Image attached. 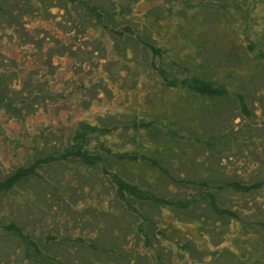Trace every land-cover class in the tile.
Here are the masks:
<instances>
[{
    "label": "trees",
    "instance_id": "16d2710c",
    "mask_svg": "<svg viewBox=\"0 0 264 264\" xmlns=\"http://www.w3.org/2000/svg\"><path fill=\"white\" fill-rule=\"evenodd\" d=\"M0 140V264H264V0H0Z\"/></svg>",
    "mask_w": 264,
    "mask_h": 264
},
{
    "label": "rangeland",
    "instance_id": "374dc122",
    "mask_svg": "<svg viewBox=\"0 0 264 264\" xmlns=\"http://www.w3.org/2000/svg\"><path fill=\"white\" fill-rule=\"evenodd\" d=\"M53 10H55V9H53ZM47 26L52 27L49 24H47ZM30 29H33V28H30ZM182 44H183L182 40H180L178 38H175L176 47H177V45H179L178 51L180 53L184 54L186 51L184 50ZM18 53L20 54L21 52L19 51ZM206 53H207V55H206V59L207 60L221 62V63H225V61H227L226 63H228V65H232V66H233V64L236 61L234 56H231V55L226 56L225 53H220L216 49H210ZM57 60H59V58L58 59H54V62H56ZM63 62L67 63L68 59L64 58ZM48 72H54V70L51 69V70H48ZM54 73H56V72H54ZM58 73L59 74H57V76L60 77V76H63V74L65 72L63 73L62 71H59ZM135 96H136L135 92L130 94V98H129L128 103H130V102L134 103ZM166 102H167V104H171V100H167ZM116 104L117 103H116L115 100H113L111 103H109L108 101H103L102 100V101L97 102V104L93 105L90 108L87 107L86 110H84V111H81V110H78V109H73L69 105L61 106L59 108V111L56 113V115L59 113L58 116L57 117H53V118L50 117V115L48 114L49 112L46 113L45 109H42L41 113L38 114L36 117L28 119V121L26 123V127L28 128V130L27 129L25 130L24 129L25 126L22 125L18 121H11L10 123H8V125L7 124H5V125L7 126L8 130L11 129L13 131V133H9V135L10 136H15V135L20 134V132L33 131V128L35 126H37V124H40L42 122H47V121L49 122V120L51 118L52 120H55V123H56L55 126H62V125L63 126H67L70 130L72 129V132H73L74 129H76L78 127V123H77L78 119H83L84 118V119H87L88 121H92L93 118H94L93 117L94 114L101 113V112H104V111H107V110L109 111V110H112V109H116L117 108V107H115ZM167 104L165 103V105H167ZM174 110L177 111L178 109L175 108ZM170 111H171V108H170ZM227 112L228 113L231 112V109L227 108ZM224 116H227V115H224ZM224 118L225 117L221 118L219 116L206 117L202 122L204 123V125L206 127H218L219 124L223 123ZM58 119L61 121L60 123L58 121H56ZM67 135H68V133H67ZM96 139H99V140L104 141V142H108V145H110V146H113L112 142H116L118 140L116 135L115 136L114 135H112V136H103V137H101L100 135L99 136L96 135L94 137V140H96ZM1 142L2 141L0 140V161H3L4 164L7 166L6 169H8V167H12L15 163H18V161H19L18 159L13 158V153H16L18 155V157H19V156H21L24 153V151L23 150H19V149L11 148L10 146H5ZM184 159H185L184 160V162H185L184 164H186V166H187L186 168L188 169V156L185 157ZM57 171H58V175L61 177V175L63 173L62 168H59V170H57ZM45 183L47 184V182H45ZM52 187H53V185L50 188V187H46V186L37 184V185H34V190H35L37 196H39L40 199L44 198L43 194H44L45 191L49 192L51 197H56L57 196V191L55 189H53ZM74 194L75 193L73 192L71 194V197H67L66 203L63 204L62 209L59 207V211H61V210L66 211V212L70 213L71 217H76L77 216V214H75L74 211L76 210V207H79L82 204V202L79 201L78 199L83 197L81 193H78V194H75V195ZM71 200H73V201L78 200L79 203H77L75 205V207H73V206L70 205V203H68ZM31 205H32V203L28 202L27 205H25L23 207V211L25 213H27L28 210H32L31 209L32 208ZM28 218L32 220V217H30V215H28ZM36 221H37V219L34 222L36 223ZM62 221H63L62 225H64L66 222L64 220H62ZM83 228L86 229V230L90 229V227H88V226H84ZM108 230H109V232H111V228H109ZM162 243H166V242H162ZM154 244L158 245L157 241H154ZM166 244H168V243H166Z\"/></svg>",
    "mask_w": 264,
    "mask_h": 264
}]
</instances>
